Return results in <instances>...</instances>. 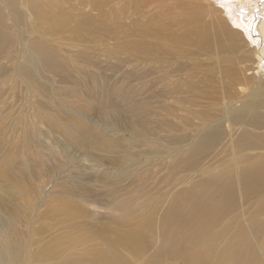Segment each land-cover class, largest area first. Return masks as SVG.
<instances>
[{"label":"bare ground","instance_id":"6f19581e","mask_svg":"<svg viewBox=\"0 0 264 264\" xmlns=\"http://www.w3.org/2000/svg\"><path fill=\"white\" fill-rule=\"evenodd\" d=\"M70 1L76 2L75 7L80 5V0H0V63L10 64L9 66L12 64L11 72L16 79L28 84V67L34 70L41 68L40 70L44 69L47 72L48 70L58 72L62 69L60 60L64 64L65 60L56 54V48L67 49L73 46L68 38L62 35L63 31L69 29L72 31V37L80 39L85 37L87 29L98 27L100 21L93 19L89 14L77 16L73 20L71 13L61 6ZM151 1L158 2L156 4L157 6L159 4V8H156V12L143 23V29L146 34L155 35L156 40L140 41L142 42L140 43L134 42L126 33L121 35L118 26L122 24L126 32L128 27L135 25L136 22L132 20L135 8L132 11V7L138 3L143 4L144 0H112L113 29L110 31L113 39L112 52L117 58L124 54L126 62H143V65L144 62H156L157 66L144 68L140 78L149 79L154 76L153 81H156L157 86L155 96L159 99V106L156 109L162 112V117L160 116L159 119L162 126L160 131L163 137L174 145L172 152L166 157L171 160L166 164H169L170 171L174 172L173 177L180 175L182 181L181 186L178 184L174 199L164 209L161 208L160 214L156 213L157 207L151 209V212L146 209L149 215L147 216V213L143 215L145 222L135 218V216L139 217L137 212L134 217L131 216L130 208L134 205L126 204L125 201L118 206L119 217L123 223L124 220L134 221L135 226L138 224L135 227L138 229L125 230L124 237L117 234L113 239L105 241L106 244L108 243L107 248L103 246L105 249L100 247L101 250H92L90 244L87 246H90L91 250L87 249L89 247L86 245L85 248H79L77 244H69L72 238L68 239L70 237L68 233V238L64 235L67 239L62 237L68 242L64 241L63 247L56 248L57 253H54L51 245L54 247L52 242L55 241H50L51 245L47 243V246L42 244L47 236L38 237L39 240L36 242L33 240L34 235L37 234L36 229L33 231L32 227L33 217L39 218L41 206L38 203H27L30 207H28L29 212L25 215L21 213L23 209L20 201H23V194L26 192L28 194L30 191L36 199H39V203H43V208L52 193L44 194L43 177L34 176L38 171L30 169L31 159L28 158L30 155L27 156L25 152H34L30 149L28 137L27 140L22 139V132L20 138L28 145L23 146L20 139L22 144L20 151L17 150L20 154L23 153L20 159L18 158L19 161L16 160V155L15 159L11 156L14 160L10 161L14 162L11 165L10 162L5 161L6 164H3V161L0 163V264H125L124 256L121 252H117L115 246L118 243H125L133 249V253L137 252L138 245L141 243L147 245L145 240L152 234L151 229L154 225L158 230V237L154 251L145 264H157L155 259L165 254L174 258V264H264V0ZM114 19L117 22H113ZM125 19L128 20L127 25ZM229 20L233 21L239 30L230 27L226 22ZM59 32L61 33L57 34ZM245 36L250 43L255 44L254 47L246 42ZM95 42L91 40L87 43ZM253 55L257 57L254 68L256 76L250 73L247 77L245 73L253 69L249 68L251 66L248 67ZM196 58H199L198 63ZM195 65L201 67V71L219 75L220 95L216 92L210 95L205 92L200 93L197 88H193L191 81L189 82L192 85L191 88L189 87L190 98L182 95V87L184 85L187 87L189 84L178 78L181 72L184 73L181 77L187 79L200 76L197 74H201V71L191 73ZM128 77H135L134 70L128 73ZM230 79L233 80L232 85L236 84L237 89L229 96L226 89L231 88L228 85ZM149 84V80L142 84L141 93L146 94L142 106L134 104L131 100L124 102L123 106L106 101V104H110L107 106L109 111L107 113L116 117L114 125L117 132L112 133V136L103 133L102 130L98 132L89 128H75L69 123L64 126L63 133L66 131L74 145L78 147L97 146L100 149L96 152L104 153L118 147L120 140V137L116 136L118 131L127 133L128 129H131L136 131V133L129 131L132 136L144 137L149 122L151 123L150 116L152 117L149 108L151 102ZM214 84L212 85L215 88ZM212 85L209 84L207 87ZM156 104L158 105V102ZM123 113L130 114V122L122 120ZM35 118L32 120L34 121ZM44 118L45 115L42 121ZM15 139L18 141V137ZM4 146L7 147L6 144ZM9 150V156L10 153L15 155L14 150L10 153ZM5 152L1 153L0 160L2 156L7 157ZM99 175L102 176L101 173ZM104 175L107 176L106 173ZM66 177L63 176L59 182L53 183L51 189L60 188L58 196L66 194L69 198L72 195L79 198L83 188L80 189V184L70 179L69 182H64ZM30 180L34 185L41 180L42 183L36 184L37 186L32 184L31 187ZM78 192L79 195L76 194ZM27 194L25 196L28 197ZM159 202L157 205H160ZM24 206L27 208L26 205ZM64 212L68 210L63 209V214ZM30 216L32 217L29 218ZM19 222L27 225L25 230L30 241L28 239L26 242L23 241L20 234V238L17 236L15 223ZM94 224L93 231L89 229L87 232L93 236L107 233L103 226L97 225L96 222ZM75 227L78 229L75 232H78L81 229L84 231V228L89 226ZM146 227L149 228L148 234L143 236L141 233ZM83 231L82 235L85 238H82L83 236L81 238L86 239L90 234L85 231L87 234L85 236ZM46 232L48 233V230ZM60 233L63 235L62 232ZM102 239L106 238L102 237ZM74 240L78 242L79 239ZM82 242L80 244L84 246L85 240ZM94 245L97 244L94 242ZM125 251L127 254L130 253L129 249ZM217 253L218 256L214 260ZM134 258L129 257L133 264H142L141 259L134 260Z\"/></svg>","mask_w":264,"mask_h":264},{"label":"rangeland","instance_id":"374dc122","mask_svg":"<svg viewBox=\"0 0 264 264\" xmlns=\"http://www.w3.org/2000/svg\"><path fill=\"white\" fill-rule=\"evenodd\" d=\"M75 3L76 2L70 1L66 4H61V6L65 10L71 13V18L73 20H75L77 16L89 14L93 19L96 18L100 22H98V27H95L94 29H87L85 32V37H82L80 39H78V37H72V31H70L69 29L63 31L64 33H62V35L68 38V41L71 42L73 46L67 49L56 48V54H58L65 60V64L62 63V60H60V63L62 65L61 70H59L58 72H51L48 70L47 72L44 69L40 70L41 68H38V70H34L26 65L29 68L28 74L30 77L29 78L27 76V79L29 80H27V84L22 80L16 79V77L11 72L13 68L12 64L11 66H9L10 64L8 65L7 63H0V120L3 119V121H0L2 122L0 123V147L3 148L0 149V155L1 153H3V151L5 152L7 150L5 152V157H7L4 158L2 156L0 163H2V161L8 163L12 161L14 156L16 155V160L19 161L20 157L22 156L21 154L23 153L22 152L20 154L19 152L20 145L23 143L22 145H25V147H27V143L25 142L26 144H24V142H22V139L27 140L26 137H28V144L30 146V149L34 152L32 153L31 151H28L27 154L24 151L27 156L30 155V157H28L29 159H31V163H29L30 169H32V171L33 169H36V171H38V174L36 173L34 176L40 175L41 177H43V183L41 180L39 183H35L34 185V183L30 180L29 186L32 187V184L33 186H37L36 184L41 185L40 183H42V186H44V194L52 192L49 199H47V203L49 202L51 206L49 203V205L46 203L47 205L45 204L44 206V208L46 207V209H44L42 207L43 203H39V199H36L34 195L29 191L31 194L29 192L27 194L26 192L28 197L25 196L26 194H23V201H20L22 204L24 203V205L27 206L26 208L21 204L23 209L21 210V213L22 215H25L26 212H29L30 207L27 205V203H38L39 206H41L39 209L41 210L42 208L43 210H41V212L38 209L40 212L39 218L33 217L34 219L32 227L33 231L36 229L35 232L37 233L36 235H34L35 239L33 240L36 242L37 240H39L38 237H43L44 235V237L47 236L45 240L46 243L44 241V243L42 242V244H45V246H47V243L48 245H51L50 241H55L52 242V244H54L55 246L52 247L51 245L54 253L57 251V249L63 247L65 242H68L64 239L68 236V233H70V237L67 238H72L71 240H69V244L71 245L77 244L79 245V248H85V245L87 246L90 244V246H92V250H101V248H104L105 246V248H107L108 243L106 244L105 241L107 242V240L113 239V237L117 236V234L121 237H124L125 233L123 232L125 230H131V228L138 229L135 228L138 226V224L137 226H135V223H133L134 221L127 222L126 220H124L123 223V221L119 217V204L125 203L126 201V204L134 205L130 208L132 214L131 216L134 217L135 212H137L139 217L135 216V218L139 219L142 222H145L144 216L146 215V213L147 216L149 215V212H147L146 209L150 210L151 212V209L157 207L156 213L160 214L159 211H161V208L164 209L174 199V193L178 188V184H180V186L182 184L180 175L173 177L174 172L172 173L170 171L171 168L169 167V164H166L170 163L171 161L166 157L172 152L174 145L169 143V141L166 140V137H163V133L160 131L162 126H160L159 119L162 115V112H158V110L156 109V107L159 106V99L155 96V93L157 92L156 81H153L154 76L149 77V79L140 78V73H142L144 68L155 67L157 66L156 62H144V65L146 66L145 67L143 65V62H137L141 65L132 61L126 62L124 54H121L120 58H117L113 55V39L112 35L110 34V31H112L113 29L112 0H80V5L78 7H75ZM156 3H153L151 0H144L143 4L138 3L134 5L132 7V11L133 8H135V10L137 9V11H133L134 14L132 15V20L135 21L136 24L128 27L126 32L124 31L122 24H120L118 26V32L121 35L123 33L130 35V38L134 42L155 41V35H148L145 33V30L143 29V23L147 22L148 18L151 17V15L156 12L155 10L159 8V4L157 6ZM134 15H137V17H135ZM124 21L127 25L128 20L125 19ZM113 22H117V20L114 19ZM226 22L227 24H230V27L239 30V28L235 26L233 21L229 20ZM231 23H233V25ZM60 33L61 32L57 34ZM91 40H95L96 42L87 43ZM246 42H248L249 45H252L253 47L255 46V44L250 43L248 39L246 40ZM256 58L257 57L253 55V61L250 60L249 64L248 62L246 63V65L248 64V67L251 66L249 68H253L245 73L247 77H249L248 74L255 73L254 68L256 66ZM198 62L199 58H196V63ZM132 67L134 68L131 69ZM200 68L201 67L195 65L194 69L191 70V73L195 74L198 71H201ZM131 70H134L135 77L133 78L128 77V73L131 72ZM180 75L183 76L184 73L181 72ZM197 75H200L197 76L198 79L196 77V79H187L181 76L178 78L179 80H185V82L189 84L187 87H185V85L182 87L183 96L187 95L190 98L191 93L189 87L191 88L192 86L189 83L190 81L194 86L193 88H197L200 93L205 92L210 95L213 92H216L218 93V95H220L219 88L221 87V83L219 80V75H213V73L207 72L205 70L201 71V74ZM207 77H209V79ZM211 78L212 80H210ZM146 80L150 81V84L148 85L150 86L149 101H151L149 108L150 114L152 115V117L150 116L149 119L151 123L149 122V128L148 130H146L147 132L149 131V133L146 132L147 136L146 134L144 136L146 139L144 137L132 136L133 134L131 135L129 131H131L132 133H136V131H132L131 129H128L129 133H126L125 131H118V133L116 134L117 138L120 137V140L118 141V147L111 152L104 153L102 151L96 152V150L100 149L97 146L78 147L77 145H74V142L69 138L66 131V133H63V131L65 130L63 129L64 126L69 123V125L75 128H89V130L91 129L98 132L102 130L103 133H108V135L112 136V133L117 132L116 125H114L116 117L114 118L113 115H109L107 113L109 112L107 106H109L110 104H106V101L112 104L115 103L116 105L122 104L123 106L124 102L131 100L134 104L142 106L144 104V98L146 96V94L143 95L141 93L143 90L142 84L143 82H146ZM208 81H211L212 83H209ZM231 81L233 80L230 79V81L228 82V85L231 88L226 89V91L229 93V96L235 92V89H237L236 84L232 85ZM247 81L249 80L247 79ZM214 82L215 84L217 82V85H215ZM209 84L210 86L214 84L215 88L213 87V85L212 87L208 86L210 88H213L212 90H210V88L207 87V85ZM124 99L126 100L123 101ZM156 102H158V105L156 104ZM38 112L40 113L38 114ZM42 112L46 117L44 118L45 121H42L44 116ZM34 114V117H36L34 119L35 123L32 120V118H34ZM130 117L131 116L129 113H123V116H121L122 120L126 122H130ZM39 118H41V120H39ZM49 119L51 122H49ZM107 119L109 120V122ZM2 124L4 125L2 126ZM22 129L23 131H21ZM167 130L170 129L167 128ZM79 131L82 132L81 130ZM9 132L11 133L10 135ZM22 132L23 136H27H24L23 138L21 134ZM2 135L5 136L3 137ZM15 135L16 137H18V141L17 139H15ZM21 136L22 139L20 138ZM2 137L4 141L2 140ZM13 139H15L16 141ZM20 139L22 143L20 142ZM14 141L15 144H13ZM5 144L7 147L4 146ZM12 144L13 147L11 146ZM9 145L10 147H8ZM14 145L17 148H15ZM8 149H10L9 153L11 151L13 152L14 150L15 155L13 153H10L9 156ZM16 152H18V154ZM49 153L50 156L48 157ZM31 155L33 156V158ZM8 156L10 158H8ZM5 162L3 164H6ZM12 163L10 162L9 165H11ZM41 171H43V173H41ZM99 173H101L102 176H100ZM104 173H106L107 176H105ZM41 174H43L44 176ZM63 176H67L64 179V182H69L70 180H72L80 184H78L80 186V189L83 188L81 190L82 192L80 191V195L79 192L76 193L80 196L79 198H76V195H72L74 197L71 196V198H69V195L66 194L58 196V189L60 188L55 187L54 189H51V185L53 183L59 182L60 178H62ZM31 187L30 189H32ZM34 188L35 187H33V189ZM39 194L41 196V193ZM30 197L33 198L31 199ZM27 200L31 201L28 202ZM67 200L69 201V203H66L68 202ZM157 202H159L160 205H157ZM63 209L64 211L68 210L69 213L64 212L63 214ZM22 215H20V217ZM31 217L32 216H30L29 218ZM95 222L97 223V225L103 226L107 233L100 236L99 234L95 236V234L93 236L91 233L87 232L89 229V231H93L92 227L95 225ZM70 224H72L73 226ZM15 225V232H17V236L19 237L20 234V237H23V241L26 242L27 239L28 241H30L26 231L27 225H24V222L15 223ZM19 225L21 227L17 228V226ZM34 225H36L37 227ZM75 226H77V228H84L86 226L89 227L86 228L87 230L84 228V231L82 229L81 231H78L80 236L79 237L78 232H75L78 230ZM63 227L65 228L63 229ZM37 228L39 229V231H37ZM139 228L141 229V227ZM18 229L22 233H20ZM147 229L149 228H143V232L141 233L143 234V236H146V234H148ZM46 230H48V233H45ZM82 231H86L90 234H88L89 236H87L85 232V236H87L86 239L90 241L89 243L86 239H82L85 238L84 235H82ZM151 231L152 234H150L147 240H145L144 237L147 245L144 246L142 245L143 243H141L140 245H138V247H136L137 252L135 253H133V249L127 246L125 243H118L115 246L117 252H121V254L124 256L126 262L125 264H133L129 257H135L134 260L141 259V263L145 264V261L154 251V246L158 237V230L155 228V225L153 226ZM60 232H62L63 235ZM55 233H57L56 237L54 235ZM24 234L26 235L24 236ZM51 236L52 238L50 239ZM101 236L106 239H102ZM59 238L61 239L60 241L58 240ZM74 239L79 240L78 242H76ZM84 240L85 243L83 244L84 246H82L81 244ZM94 242L97 245H94ZM58 244H62V246ZM90 246H87L89 248H86L91 250ZM126 249H129L130 255L127 254V252L125 251ZM217 256L218 253L215 255L214 260ZM173 259L174 258L172 256L169 257L167 256V254H165L158 257V259H155V261L157 262V264H174Z\"/></svg>","mask_w":264,"mask_h":264}]
</instances>
